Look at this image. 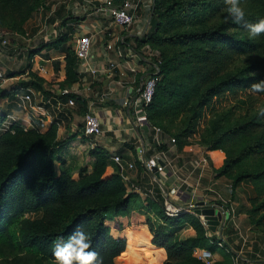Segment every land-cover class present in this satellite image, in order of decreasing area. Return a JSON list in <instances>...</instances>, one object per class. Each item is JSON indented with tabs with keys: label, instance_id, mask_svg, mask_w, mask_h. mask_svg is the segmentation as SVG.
<instances>
[{
	"label": "trees",
	"instance_id": "16d2710c",
	"mask_svg": "<svg viewBox=\"0 0 264 264\" xmlns=\"http://www.w3.org/2000/svg\"><path fill=\"white\" fill-rule=\"evenodd\" d=\"M3 1L6 7L8 0ZM44 3L45 0H32L27 3V11L32 14ZM152 3V30L136 43V47L147 43L158 51V55L153 56L158 79L152 99L145 107L146 116L151 123L181 142L199 115V109L210 97L225 91L238 92L264 81V34L250 38L244 23L237 24L228 15L224 0H153ZM240 6L245 11L244 22L256 23L264 18V0H240ZM202 7H206L207 14L199 18L198 23L180 19L197 9L202 10ZM22 20L20 27L12 29V32L25 33ZM168 20L176 25L171 23V28H168ZM234 63L236 66L231 67ZM172 69L181 70L182 77L199 88L194 114L188 120V125L176 132L164 128L152 111L163 88L171 82ZM19 87L22 86L16 88ZM253 93L257 94L255 100L259 104H252L254 111L249 119L243 123L235 122L230 129L220 132L218 139L219 142L223 141L227 132L235 130L256 132L237 152L229 153L221 167L216 169L217 174L227 175L232 189L243 181L254 182L264 178V116L258 114V109L264 108V92ZM66 95L74 97L72 93ZM65 110L67 108L60 113ZM59 116L50 123L48 131L56 132ZM2 119L4 117L0 116V121ZM13 126L14 132L0 133V264H32L36 258L55 259L52 255L55 244L67 242L77 229L87 234L90 250L98 253L103 264H117L115 257L124 251L129 236L122 230H112L105 220L116 221V225L118 222L119 228L122 227L123 214H130L132 200L141 197L127 190L118 172L113 170L107 173L105 149L100 146L91 148L92 152L100 150L96 151L91 172H82L78 178L72 177L64 169L55 174L34 153L33 149L40 139L46 138L44 132H40L38 123L29 127ZM23 134L36 136V139L29 141ZM76 136L89 140L82 127ZM254 154L259 156L257 168L245 166L233 175L228 174L238 162ZM141 199L140 203L147 212H139L141 219L138 223L147 224L151 243L165 248L167 256L162 264H206L195 257L193 250L195 247L214 250L218 237L207 234L206 226L199 217L190 211L168 215L157 196ZM63 207L72 209L58 223ZM38 209L42 212L38 217L24 215L28 210ZM186 216H192L193 222L187 224L192 225L196 232L179 237L187 227L183 221ZM15 217L19 218L18 234L11 226ZM144 251L146 258L155 264L151 259V250L145 248ZM124 253H128L129 257L135 256L131 242Z\"/></svg>",
	"mask_w": 264,
	"mask_h": 264
},
{
	"label": "crops",
	"instance_id": "0c3cea01",
	"mask_svg": "<svg viewBox=\"0 0 264 264\" xmlns=\"http://www.w3.org/2000/svg\"><path fill=\"white\" fill-rule=\"evenodd\" d=\"M102 1L45 0L42 8L36 10L38 17L29 18L30 30L27 31L25 27L24 34L9 33L8 43L0 46V68L7 77L0 80V94L16 106L12 89L22 86L25 91L30 90L34 93V103L37 105L35 111L16 106L18 110L25 111L24 122L28 124L33 119L34 123H49L60 115L58 130H65L66 122L69 126L75 124L70 121L72 114L79 113L82 122L83 113L93 111L102 122V132L86 139L91 143L89 148L100 146L110 154L120 152L125 158L135 160L137 146L143 145L145 155L152 157L159 147L153 139V130L134 122L123 105V99L131 95L132 86L153 68L147 57L137 58L136 55H130L129 51L133 46L138 51L136 43L152 28L153 0H133L137 2L138 18L128 29L116 24L106 13L94 11ZM83 32L92 37L87 61L78 59L74 54L76 37ZM110 42L115 44V48L106 47ZM111 63L115 65L112 70L107 68ZM90 66L96 67L95 76L91 74ZM121 79L125 82L124 86L118 84ZM68 93L74 94L75 99L74 105L67 109L69 113L61 114L54 110L53 104H48L45 107L49 117L37 115L41 112L39 105L44 106L43 97H51L55 101L58 97L66 99ZM11 113L9 111L6 117H16ZM160 146L168 161L165 169L151 173L145 171L139 162H135V167L127 171V190L144 199L147 189L152 188L154 197L157 196L161 202L169 196L182 205L204 200L216 206L222 203L236 207L237 212L227 217L223 225L218 224L215 231L206 225L208 235L218 237L214 250L210 251V264H221L224 261V249L233 254L235 264L244 261L264 262V232L253 223V215L238 194L241 193L238 189L243 190V182L232 195L231 182L224 175L216 173L212 160L207 158L204 148L196 143L181 144L177 140L171 142L166 139ZM196 215L202 220L200 215ZM107 221L110 220H105L108 225ZM138 227L140 229L133 230L134 234L127 238L124 251L115 257L116 263L120 264L117 258L127 251L131 242L132 250L138 244L144 249L148 248L154 263L162 264L167 256L165 248L151 243L146 223ZM185 232L194 235L196 231L192 225H187ZM239 233L249 235L247 247H243ZM146 262L153 264L148 258ZM32 264H56V261L36 258Z\"/></svg>",
	"mask_w": 264,
	"mask_h": 264
},
{
	"label": "rangeland",
	"instance_id": "374dc122",
	"mask_svg": "<svg viewBox=\"0 0 264 264\" xmlns=\"http://www.w3.org/2000/svg\"><path fill=\"white\" fill-rule=\"evenodd\" d=\"M30 1L32 0H8L7 6L5 7V4H3L4 1L0 0V29L12 32V29L20 27V21L23 19L22 26H25L27 31H29V18L31 16L32 18L38 17V13L36 11L32 12V14H29L30 11H27V3ZM206 14V7H202V10L197 9L196 12L186 14L184 18L180 19L184 20V22L198 23L200 21L199 18L206 17ZM171 23L176 25L174 21H170L169 23L168 20V28H171L169 27L171 26ZM150 30L152 29H149V31ZM156 45H158V43H156ZM235 66V63L231 64V67ZM170 72L173 74L170 79L171 82H168V85L163 88L156 105L152 108V111L156 119L163 123L164 128H168L172 132H176L177 130L179 131L181 128L186 127L188 125V120L194 114V107L199 99V88H197V84L183 78L181 70L177 71L172 69ZM256 96L257 94L250 91V88H245L244 90H240L238 92L225 91L221 93V95H214L210 97L207 103L199 109V115L195 119L192 126L187 129L190 131H186L188 133L184 135L186 137L180 143H196L203 147L207 153V158L209 159L210 157L212 163L215 165V168L218 169L224 163L225 158L229 153L237 152L253 135L256 134V132L251 133L248 130H235L227 132L225 134L226 138L223 141H218L220 132L230 129L235 122L243 123L249 119L250 115L254 111L252 104H254L253 106L259 104V102L255 100ZM7 101L8 99L5 100L0 94V116L5 118L8 115V112L12 111V113L15 114L19 120L25 121L24 115L26 113H24V109L22 111L18 110L19 108L17 109L16 106H13V104ZM70 121L75 122V127H73L74 125L69 126L66 122L65 124L67 127L65 130L64 128H62V130H58V128H56V132L48 131V127L51 122L38 123L39 129H41L40 132H44L43 135H46V138L40 139L38 145L33 150L37 158L41 160L43 164L48 165V167H50L55 174L60 173L64 169L69 171L72 177L78 178L80 173L92 171L96 160V151L100 150L92 152L91 148H89V145L91 144L90 141H87V138L85 139V137L79 139L76 136L77 132H81L82 127L79 113L72 114ZM79 135L80 134H78V136ZM22 136L29 141L36 139V136L32 137L27 134H23ZM48 141L49 143H47ZM51 145L53 147H51ZM105 151L107 152V154L104 153L105 168L107 173H110L114 170V164L110 158L111 154L107 150ZM258 159L259 156L257 154L250 155L248 159L238 162L228 172V174L233 175L238 169L245 166L255 169L257 168ZM221 175H224L228 182H231L226 174ZM239 185L240 183L236 185L233 190H230L232 191V195H234L235 188ZM242 185L243 190L238 189V191L241 192L238 194L242 198V203L247 205L249 211L251 210L250 212L253 215L256 226L264 232V216H262L264 215V178L258 179L254 182L243 181ZM247 191L249 192L247 193ZM244 197L245 199L243 201ZM141 200V198H139V200H132V208L129 211L130 214H123L122 216V227L119 228V224L117 222L116 225V221H107L109 226L111 224L113 225L111 226V229L116 232L123 230L128 236H130L129 234H134L133 230L138 231L140 229L138 227V221L141 219L139 212H147L144 205L140 203ZM63 208V212L59 213V220H57L58 223H60L61 219L65 217V213H68L72 209L71 207ZM236 212L237 208L235 207L233 213ZM41 213L40 209L36 211L28 210L24 212V215L38 217ZM191 219L192 216L184 217V224L189 225L187 223H190L192 221ZM18 220L19 218L15 217L11 224L12 229L16 234L19 233ZM256 220H258L257 223ZM186 228H184L179 234V237L188 236L185 232ZM207 231L208 229L206 228V232ZM134 252L135 256L132 257L127 256L128 253H124L122 256L118 257V263L148 264L146 262V256H143L145 251L141 245H136ZM224 252L225 259L221 264H235L233 254H231L229 250L225 249ZM193 256L195 255L193 254Z\"/></svg>",
	"mask_w": 264,
	"mask_h": 264
},
{
	"label": "built area",
	"instance_id": "2783aa9c",
	"mask_svg": "<svg viewBox=\"0 0 264 264\" xmlns=\"http://www.w3.org/2000/svg\"><path fill=\"white\" fill-rule=\"evenodd\" d=\"M42 6L39 7V9ZM94 11L106 13L111 19L121 27L128 29L132 23L138 18L137 12V2L133 0H121L118 2L117 0H103L102 3L98 4ZM9 31L4 29H0V46H3L8 43L9 40ZM92 45V37L86 32L80 33L75 40L74 44V54L78 59L88 60L89 53L91 51ZM107 48H115V44L107 43ZM139 50L133 46L129 48L130 55L141 54L142 57H147L152 63V70L147 73L139 82L132 86V93L129 96H126L123 99V105L128 109V113L130 117L134 119V122L138 126L145 127L147 129L153 130V139L159 145V147L155 150L152 157H147L145 147L143 145L137 146V155L135 160H130L128 158L122 157L118 152L111 153V159L114 164V170L118 172L121 177V180L127 186L128 175L127 171L135 167V162H139L143 169L147 172L155 173L165 169L168 161L166 159L165 151L161 148L160 143L165 141L166 139L171 142H175L176 139L173 136H169L166 134L163 129L151 123L147 116L145 107L151 101L156 81L158 76L156 75V65L154 63L153 56L158 55V51L156 49L151 48L149 44L144 43L140 47H137ZM115 67L114 63H111L107 68L112 70ZM89 70L92 75L97 74L96 67H89ZM7 77L4 75L3 70L0 68V80H5ZM118 84L120 86H124V80H119ZM25 91L23 87L15 88L12 91V96L14 98V103L20 109H28L35 111L37 105L34 103V93ZM103 96V94L101 95ZM43 105H39L41 108V112H38L37 115L49 117L48 109L45 105L53 104L54 110L62 112L63 109L72 107L75 103L74 97H67V99L63 98H55V101H52L51 97H43L42 98ZM67 113V110L64 111ZM63 112V113H64ZM42 119V118H41ZM29 126H33L35 123L33 119L28 121ZM24 121L19 120L17 117L8 116L0 121V133L3 131L14 132L13 125H21L24 127L28 126ZM82 132L84 135L89 137L90 139L93 136H96L102 132V122L98 115H96L93 111H85L82 115ZM231 186V184H230ZM174 188V187H173ZM155 192L152 188H148L145 192L144 197H154ZM222 210L223 217L220 219L219 224H224L227 217H230L234 212V208L232 206H225V209L222 208V203H217ZM225 205V204H224ZM163 207L164 212L168 215H174L178 213H186V212H195V209L198 207L196 202L188 203L187 205L178 204L174 201L173 198L166 196L163 199ZM197 214V213H196ZM199 215V214H198ZM205 226L207 225L205 220L202 218L201 220ZM241 238V243L243 247L248 246L249 235L247 233H239ZM219 244L221 242L218 241ZM194 254L201 260H203L206 264H210L211 252L207 248L195 247L193 250ZM239 264H264L257 263L254 261H244Z\"/></svg>",
	"mask_w": 264,
	"mask_h": 264
},
{
	"label": "clouds",
	"instance_id": "9594fccd",
	"mask_svg": "<svg viewBox=\"0 0 264 264\" xmlns=\"http://www.w3.org/2000/svg\"><path fill=\"white\" fill-rule=\"evenodd\" d=\"M227 5L228 15L237 23H244L248 29L250 38L264 34V18L256 23L244 22L245 11L240 6V0H224ZM252 92H264V81L254 83L250 86ZM258 114L264 116V108L258 109ZM91 249L88 236L82 230L77 229L67 242H57L53 248L52 255L56 264H103L102 258H98V253Z\"/></svg>",
	"mask_w": 264,
	"mask_h": 264
},
{
	"label": "water",
	"instance_id": "95a60500",
	"mask_svg": "<svg viewBox=\"0 0 264 264\" xmlns=\"http://www.w3.org/2000/svg\"><path fill=\"white\" fill-rule=\"evenodd\" d=\"M153 13V7L151 10V15ZM141 54H137L136 57L139 58ZM196 204L198 207L195 209V212L199 214L206 222L209 229L212 231L216 230V226L219 224L220 219L223 217L222 210L218 208L213 202L200 200ZM224 204L222 208L225 209Z\"/></svg>",
	"mask_w": 264,
	"mask_h": 264
}]
</instances>
